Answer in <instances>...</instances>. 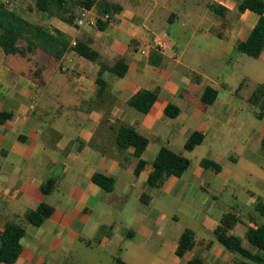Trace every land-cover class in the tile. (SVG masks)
Here are the masks:
<instances>
[{
  "label": "crops",
  "instance_id": "crops-1",
  "mask_svg": "<svg viewBox=\"0 0 264 264\" xmlns=\"http://www.w3.org/2000/svg\"><path fill=\"white\" fill-rule=\"evenodd\" d=\"M107 1L122 7L109 23L94 6L88 20L95 23L78 26L83 8L73 1L74 25L41 11L23 15L61 32L70 48L88 46L97 61L71 49L58 60L39 53L30 61L0 48V116H8L0 122V233L8 222L26 231L14 264L241 261L215 230L224 216H235L230 233L256 252L246 234L264 226V112L259 117L250 102L264 86V52L252 58L238 50L259 16L240 12L242 0ZM122 59L128 72L120 78L109 68ZM206 89L216 92L211 104L203 102ZM142 90L158 91L147 113L128 104ZM169 106L179 110L176 117L166 115ZM123 125L148 140L139 175L135 149L117 144ZM194 133L204 141L187 151ZM162 148L191 167L152 189L148 179ZM205 159L221 171L204 168ZM96 174L113 179V190L97 185ZM49 180L56 188L44 194ZM41 204L54 213L35 226L25 215ZM186 230L195 234V245L181 258Z\"/></svg>",
  "mask_w": 264,
  "mask_h": 264
},
{
  "label": "trees",
  "instance_id": "trees-1",
  "mask_svg": "<svg viewBox=\"0 0 264 264\" xmlns=\"http://www.w3.org/2000/svg\"><path fill=\"white\" fill-rule=\"evenodd\" d=\"M73 1L83 9H92L94 6L100 15L115 14L122 10L118 4L108 2L107 0H36L35 6L38 11L53 15L74 25V12L70 4ZM212 10L219 14V9L212 6ZM250 10L259 16V20L249 38L239 43L238 50L252 58H259L264 52V0H242L239 5V11ZM98 27L104 29L106 23L98 21ZM0 48L7 55H18L33 61L39 53H45L55 59H59L68 49L77 55L89 60H99V54L88 46L77 43L70 48V43L59 31L50 33L48 30L31 23L22 15L8 9L0 4ZM103 68L102 70H104ZM109 71L122 78L128 72L125 60H120ZM98 84L103 86L104 82L98 78ZM212 96L209 98V96ZM216 92L212 89H206L203 102L211 104L215 98ZM158 91L142 90L134 95L128 104L140 112L147 113L156 102ZM250 102L260 108L259 117L264 112V86H259L250 98ZM179 110L174 106L166 109V115L176 117ZM7 115L0 116V122ZM204 141V135L194 133L185 145L187 151L194 150ZM117 144L121 149L134 148L135 156L140 159L136 168V175H139L145 167V162L141 160L143 153L148 146V140L139 135L131 126L123 125L119 128L117 134ZM202 166L206 169H212L216 172L221 171V166L207 159L202 161ZM154 170L149 176L148 185L155 189L162 186L164 181L171 177H182L191 167V161L183 156L177 155L167 148H162L153 163ZM94 182L107 191L114 188V180L103 175L96 174ZM56 188V181L49 180L45 182L41 191L44 194H51ZM148 196H143L144 202ZM54 213V209L46 204H41L36 210H30L26 213L25 219L35 226H41ZM238 222L233 215H226L222 219L221 225L215 230L217 241L231 253L241 257V261L235 264H264V226L258 228L250 227L246 234V239L257 251L252 252L243 247L242 240L231 234L230 229ZM25 228L15 222H8L0 233L2 246L0 247V262L14 264L22 253V239L25 237ZM195 245V234L191 230H186L179 242L177 255H184L193 249ZM113 264H127L121 258H115ZM188 264H203L202 260L196 258Z\"/></svg>",
  "mask_w": 264,
  "mask_h": 264
},
{
  "label": "rangeland",
  "instance_id": "rangeland-1",
  "mask_svg": "<svg viewBox=\"0 0 264 264\" xmlns=\"http://www.w3.org/2000/svg\"><path fill=\"white\" fill-rule=\"evenodd\" d=\"M7 1L9 2L7 3ZM3 2H5L6 4H3ZM35 3L36 0H0V4H3L8 9L15 11L18 14H21L22 16L27 13L29 14L38 12Z\"/></svg>",
  "mask_w": 264,
  "mask_h": 264
},
{
  "label": "built area",
  "instance_id": "built-area-1",
  "mask_svg": "<svg viewBox=\"0 0 264 264\" xmlns=\"http://www.w3.org/2000/svg\"><path fill=\"white\" fill-rule=\"evenodd\" d=\"M9 1H7L8 3ZM3 4H6L5 2H3ZM89 12H90V9H83L82 12L79 14L78 18H77V25L78 26H83L85 25L87 22H90V20H88V15H89ZM101 19L106 22V23H109L112 21L113 19V14H104V15H101ZM90 23H95V21L93 22H90ZM159 45L161 47H164V45L162 43H159ZM65 70V69H63Z\"/></svg>",
  "mask_w": 264,
  "mask_h": 264
}]
</instances>
